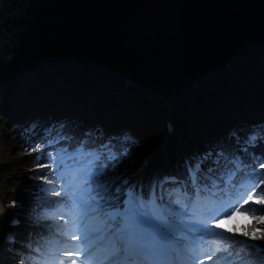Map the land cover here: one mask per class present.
Wrapping results in <instances>:
<instances>
[{
	"label": "trees",
	"instance_id": "obj_1",
	"mask_svg": "<svg viewBox=\"0 0 264 264\" xmlns=\"http://www.w3.org/2000/svg\"><path fill=\"white\" fill-rule=\"evenodd\" d=\"M134 1L136 0H4L11 12L0 17V90L11 89L14 83L20 82L34 71L25 85L15 93L17 100L24 96L23 91L27 89L30 93H38L42 88L39 85L42 79L57 72L77 83L70 91L75 96L73 99L88 101L89 94L96 93L98 96L95 95V99L90 101L98 103L103 115H110L114 121L119 120L134 128L144 139L145 146L142 149L134 150L133 144L129 145L131 155L119 167V173L124 177L126 175L128 178H125L129 180L133 179L132 173L139 167L144 153L154 145L155 135L160 130H165L164 109L158 96L160 99L165 97L180 103L175 109L177 134L172 140V152L188 149L189 142L192 145L196 141L206 142L205 145L208 146L209 139L215 136L222 142L230 141L226 135L227 128L234 126L230 132H240L241 126L235 125L242 123L247 126L242 130L248 131L254 118L261 117L257 115L264 111V78H261L264 73V50L257 43L264 39L258 37V41H255L254 32L248 28L254 17L255 21H261L264 15H229L228 5L234 7L238 14L245 12V9L233 3L234 0H210L213 3L210 6L211 10L214 9L213 15H197L194 9L204 10V0H178V10L191 14L186 15V20L184 18L181 24L186 28L184 34L190 40L195 38L197 50L192 52L193 43L183 46L179 41L178 48L185 49V58L172 55L171 59L159 58L160 64H154L152 57H149L146 62L151 64L146 69L141 64H133L130 59L135 52L145 54L147 49L137 39L127 43L120 36L128 24L134 25L138 33L141 32L139 28L142 25L135 24L132 15H128ZM245 1L258 14L260 8L256 1ZM20 8L22 13L26 9L24 18H17ZM51 13L59 15H50ZM202 20L208 23L204 24V28ZM219 23L225 27L219 28ZM211 25L217 28L215 34L212 32L214 40L220 42L216 58L213 62L209 61L208 67L199 72V75L185 76L186 66L191 60L202 54L204 58L210 59L211 41L207 44L206 36L211 28L206 30V27ZM231 25L241 26L243 29L237 32L238 29ZM166 26V29L164 27L160 31L166 33L170 29L169 25ZM219 35L222 37L218 38ZM103 38L106 45L96 49L100 54L96 51L87 52L89 57H86L76 50L80 45H94ZM245 40L247 44L233 46H239ZM254 43V49L245 51L247 46ZM86 46H83L85 50ZM150 46H153L152 42ZM71 52L76 58L71 59ZM58 57L60 59L54 62V67L47 64L49 59L55 61ZM226 59L232 60V70L218 74L207 89L197 92L193 87L194 82L200 81L208 71ZM127 78L137 84V89H128L130 95L124 97V80ZM68 94L67 92L65 95ZM150 95L157 96V99H151ZM53 100L51 98L49 102L53 103ZM62 110L61 108L59 111ZM131 111H137V114L127 116ZM1 112L2 110L0 114ZM245 113L247 114L241 115ZM97 116L98 114L94 118ZM0 128L3 141L12 148L18 147L14 142L17 141L14 137L16 133L7 131L1 117ZM261 152L264 154V144ZM23 161L29 167L35 166L29 163L28 157L23 158ZM35 178L36 182H40L41 175L38 174Z\"/></svg>",
	"mask_w": 264,
	"mask_h": 264
},
{
	"label": "snow or ice",
	"instance_id": "obj_2",
	"mask_svg": "<svg viewBox=\"0 0 264 264\" xmlns=\"http://www.w3.org/2000/svg\"><path fill=\"white\" fill-rule=\"evenodd\" d=\"M91 137L90 132L79 138L59 134L48 139L40 149V156L35 157L41 161L39 167L61 172L59 185L40 173L43 183L50 185L42 191L57 197L51 203L67 209L72 217L68 220L60 215L64 225H71L61 235L73 244L81 241L84 244L83 247L69 245L61 258H56V264H96L97 261L98 264H184L194 245L198 241L207 244L209 236L219 239L211 254H205L198 264L218 260L221 254H227L228 264H264V256L257 251L264 250V228H251L250 223L242 226L238 220L244 217L264 225V214L249 216L247 211H242L251 203L259 205L257 211L264 213V159L249 153V148L264 142V129L253 131L243 145L238 139L224 141L187 162L186 179L172 178L177 187L167 193L166 203L164 196L157 198L154 190L148 193L137 190L119 173V167L131 155L130 147L117 150L112 143L115 138L96 143ZM124 141L136 143L129 136ZM58 144L60 147H56ZM37 147L31 150L35 152ZM245 156L257 162L259 171L257 167L245 171L250 167ZM44 159L51 163L45 164ZM89 213H94L92 219L105 226L109 247L102 258H97L92 250V233L99 229H89L87 224L83 229L80 227ZM55 219L54 211L37 217L40 221ZM226 221L236 222L225 227ZM18 224L19 221L13 220L9 226ZM3 228L0 222V232ZM76 230L81 234H75ZM237 237L243 248L220 247L227 239ZM6 239L20 245L14 259L25 264L20 253L32 250L31 240L16 241L12 235Z\"/></svg>",
	"mask_w": 264,
	"mask_h": 264
},
{
	"label": "rangeland",
	"instance_id": "obj_3",
	"mask_svg": "<svg viewBox=\"0 0 264 264\" xmlns=\"http://www.w3.org/2000/svg\"><path fill=\"white\" fill-rule=\"evenodd\" d=\"M26 1L30 2L31 0H26ZM177 1L178 0H136L134 1L130 11H128V15H132L133 22L135 24L142 25V28H139L141 32L138 33V31L134 29L135 27L134 25L128 24V25H125L124 32L122 33L123 36L122 34H120V36L122 37V39L128 40L127 43H129L130 41H133L134 39H137L138 42L141 43L140 45L143 44L142 46H144L147 49V51H145V54L144 52L143 53L135 52V55H133L130 59V61L133 64H136L137 66L141 64L144 68L149 69V66L151 63L148 64V62H146V60L148 61L149 57H152L154 64H160L159 58H163L164 60H169L172 58V55H174L175 57L185 58V56H187V54L185 53V49L178 48L179 41L181 45L183 46L189 43L190 44L193 43L191 45L192 47L191 49H192V52L193 50H195L196 52L197 50L196 46L198 44L195 43V38L194 39L191 38L190 40L188 38V35L184 34L186 28L182 26L181 24L182 21L184 22V18L186 20V15H191V14H188V13L185 14L182 11L178 12ZM215 1L216 0H213V2ZM255 1L257 2V5H259V8H260V10H258V14H256L255 11L251 9L250 5L245 0H234L233 3L245 9V12H240L239 14L235 12V15H264V0H255ZM0 3H1L0 4V17L1 15H7L8 12H11L9 5L5 4L4 0H0ZM244 4L248 7V9ZM211 5H213L212 1L204 0V10L198 9V8H195L194 10H196L197 15H213L214 9L212 10L210 9ZM24 6L26 8V4H24ZM18 11L19 12L17 14L18 15L17 18H24L26 9L24 10L23 13H22L21 8ZM50 15H59V14L51 13ZM263 19H264V16H263ZM263 19H261V21L259 20L255 21V17H254V21L251 20L250 22L251 25H248L249 30H252V32H254V39H256L255 41H258V37L261 39H264V20ZM185 23L188 24L187 21H185ZM204 24L207 25L208 23L206 22L204 23V21L202 20L201 22L202 28H204ZM48 25L51 27V23L49 24L48 22ZM166 25H169L170 29L167 32L165 31L166 33L161 32L160 29H163L164 27L166 29L167 28ZM222 25L224 26V24ZM236 27L238 28V26ZM208 28L213 29L215 28V26L211 25L210 27H206V30H208ZM244 28H247V26H245ZM35 31L36 30H34V32ZM208 32H209V35L206 36V43L208 44L209 40L211 41L210 42L211 44L210 54L212 55L210 56V59L209 57L204 58V54H202V56L195 58L194 60H191V62L188 63L186 66L185 76L190 77L192 75H199L200 74L199 72H202L203 69H206L208 67L209 61L213 62L214 59L216 58V55L219 52V47L217 46H219L220 42L217 43V41H215L212 36V32L210 31ZM175 38H178V41H175ZM51 40H52V37H51ZM104 41H105V38H103L101 42H96L94 45H89V46L80 45L76 47L77 48L76 50H79V52H81L83 55H85L86 57H89V54L87 52L96 51V49H98L101 45L102 47H104L106 45ZM150 42L153 43V46H150ZM243 43L247 44L248 42L245 40L242 43H239V46L234 45V47H240ZM83 46H86V50L84 49ZM148 47H152L155 50H152ZM52 50H54V48H52ZM96 53L100 54L101 52L96 51ZM71 54H72L71 59H73V57L76 58V56L72 52ZM59 59L60 57H58L55 61H51L49 59L47 61V64L50 67H54L55 65L54 62H58ZM56 74H59V72H57ZM173 87L174 86H172V88ZM57 100H59V98ZM1 135H2V131L0 128V146H4L5 144L2 143ZM7 148L10 150L12 154L13 162L4 163L1 158H0V161L6 165L9 164L11 166L9 168H11L12 171H14V173L10 176L8 180L4 182L0 180V182L2 183L1 185H5L6 189H8L11 192H13V190L16 191L18 189V194H19L18 198L21 199L24 202V204L28 207L35 205L39 202L45 203V202L53 201L54 199L51 195H49L45 191H42V189H48L47 188L48 184L35 183L34 179L32 178L34 173L27 166H25L27 163L22 160V158L24 157L22 156V153L18 151L16 147L12 149L7 146ZM19 172L21 173L20 175H19ZM252 206H253V209L255 210L259 209L260 207L259 205H254V204ZM51 208L52 207L50 204L44 205V211L46 212L51 210ZM259 213L261 215L264 214V213L257 211V215ZM27 215L30 216L29 217L30 219L27 218ZM22 216L23 217L21 221L22 222L21 223V241H24L23 238L26 237L25 235L28 234L29 231H31L30 229H28L27 225L29 221L33 220L34 215L24 213L22 214ZM93 216L94 215L92 213H89L87 217L88 221L85 223L88 225L89 229L92 228L91 226L92 222L98 221V220L92 219ZM49 221L50 220L48 221L38 220V222L42 224L43 226L42 228H52V226H50L49 224L50 223ZM34 222H35V219H34ZM235 222L236 221H229L227 222V224H225V226L226 225L231 226ZM33 226L36 227V225H33ZM80 227H82L83 229L84 224H82ZM32 231L33 233L35 232L33 228H32ZM32 234L30 235L33 237ZM31 242H32L33 249L39 250L40 252L41 249L36 247V245L39 246L38 241L34 239V240H31ZM23 255L24 257L26 256L24 253Z\"/></svg>",
	"mask_w": 264,
	"mask_h": 264
},
{
	"label": "bare ground",
	"instance_id": "obj_4",
	"mask_svg": "<svg viewBox=\"0 0 264 264\" xmlns=\"http://www.w3.org/2000/svg\"><path fill=\"white\" fill-rule=\"evenodd\" d=\"M11 106V105H9ZM0 158L3 160L4 163H11L13 162V158H12V154L10 152V150L7 148L6 145L4 146H0ZM21 173L19 172V175ZM11 197H12V200L16 201L18 200V197H19V194L15 191L13 193H10ZM9 196L7 194V191H5L2 187H0V222L3 223L4 225V228H3V231L0 232V258L3 259H6L7 257L8 258H11L10 256H8V248H4V246L1 244L2 242V239L6 236V232H5V229H7V226L8 224L11 222L10 220H7L6 219V216H5V211L8 209V205H10L9 203ZM48 204H52L50 202H45V203H37L35 205H32L30 207L26 206V205H23V208H22V212L26 213V214H31V215H34L33 216V220L32 221H29L27 227L28 229H30L31 231L28 232V234H26V238L30 239L29 237H31L30 234L33 233L32 231V226L33 225H39V226H42V224H40L37 220V217L41 215V211L44 207V205H48ZM12 207L13 206V203H12ZM30 216L27 215V218H29ZM34 219H35V222H34ZM58 223V219H55V220H51V222L49 224H57ZM36 231H39V230H36ZM27 233V232H26ZM47 234L49 236L52 235L51 232H47ZM29 236V237H28ZM68 242V241H66ZM207 245H211V247H215L216 243L215 242H210L208 241L207 244H205L204 246H207ZM8 246V245H7ZM210 251V249H209ZM220 261H217V260H214V261H211V262H207L206 264H216V263H219ZM5 264V263H3Z\"/></svg>",
	"mask_w": 264,
	"mask_h": 264
}]
</instances>
